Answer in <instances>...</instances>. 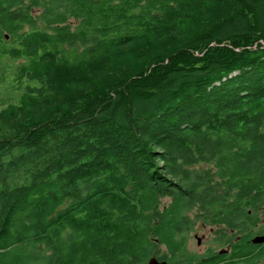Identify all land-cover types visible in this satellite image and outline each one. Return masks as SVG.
Segmentation results:
<instances>
[{"label": "trees", "instance_id": "1", "mask_svg": "<svg viewBox=\"0 0 264 264\" xmlns=\"http://www.w3.org/2000/svg\"><path fill=\"white\" fill-rule=\"evenodd\" d=\"M195 207L264 216V0H0V264H190Z\"/></svg>", "mask_w": 264, "mask_h": 264}, {"label": "flooded vegetation", "instance_id": "2", "mask_svg": "<svg viewBox=\"0 0 264 264\" xmlns=\"http://www.w3.org/2000/svg\"><path fill=\"white\" fill-rule=\"evenodd\" d=\"M212 209H204L203 213L213 212ZM239 210H232V212H238ZM258 213L263 212V210H256ZM248 213L251 214V210H248ZM251 217L248 221H251L254 224H250L247 220H241L239 218L233 219V226H227L224 223H210L211 218H203L202 220L208 223L209 231L212 233V236L221 243L219 249L214 250L211 247H207L200 254H192L190 255L193 260L190 261V264L195 263L198 260H201L203 263L211 264V261H216L213 264H264V257H255L257 253L264 248V242L260 244H253L251 239L256 235L264 234V216L260 215ZM203 227H205V223H202ZM249 224L251 225L249 227ZM204 235L197 236L194 234V237L199 238V242L197 244L200 245V239L204 238ZM213 238V239H214ZM248 250H245V255H239V253L243 252L239 247L242 245H248ZM218 256H215V255ZM159 259V258H158ZM167 262V261H166ZM174 263V262H173ZM168 264V263H167Z\"/></svg>", "mask_w": 264, "mask_h": 264}, {"label": "rangeland", "instance_id": "3", "mask_svg": "<svg viewBox=\"0 0 264 264\" xmlns=\"http://www.w3.org/2000/svg\"><path fill=\"white\" fill-rule=\"evenodd\" d=\"M202 167H206V165H203ZM200 167H196L198 169ZM167 201V199L162 200ZM191 213L200 214L199 216L191 214V217L193 219V225L192 228L188 231V234L186 235V251L188 253L192 254H200L202 253L207 247H211L214 250L219 249L221 246H223L221 243H218V241L212 236V233L209 231L208 223L202 220L201 213H203V210L195 207ZM205 223V227H203L202 223ZM194 234L197 236H202L204 238L200 239V245L196 242V237H194ZM214 238V239H213ZM159 251H163V248L160 247ZM30 264V263H29ZM35 264V263H31Z\"/></svg>", "mask_w": 264, "mask_h": 264}, {"label": "water", "instance_id": "4", "mask_svg": "<svg viewBox=\"0 0 264 264\" xmlns=\"http://www.w3.org/2000/svg\"><path fill=\"white\" fill-rule=\"evenodd\" d=\"M199 242V238L197 239ZM253 244H260L264 242V234L263 235H256L251 239ZM145 264H167L165 259H158L156 256H151L147 259Z\"/></svg>", "mask_w": 264, "mask_h": 264}]
</instances>
